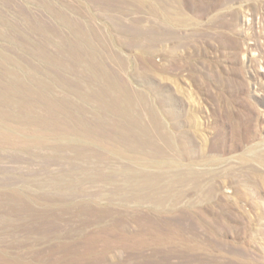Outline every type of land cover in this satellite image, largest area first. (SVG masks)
<instances>
[{
	"label": "rangeland",
	"instance_id": "1",
	"mask_svg": "<svg viewBox=\"0 0 264 264\" xmlns=\"http://www.w3.org/2000/svg\"><path fill=\"white\" fill-rule=\"evenodd\" d=\"M0 264H264V0H0Z\"/></svg>",
	"mask_w": 264,
	"mask_h": 264
}]
</instances>
